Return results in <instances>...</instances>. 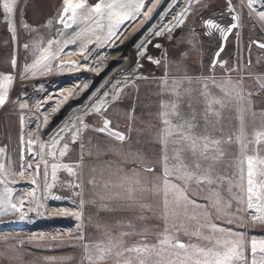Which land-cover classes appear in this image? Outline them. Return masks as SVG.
I'll return each mask as SVG.
<instances>
[{
	"label": "snow or ice",
	"instance_id": "6c2138e0",
	"mask_svg": "<svg viewBox=\"0 0 264 264\" xmlns=\"http://www.w3.org/2000/svg\"><path fill=\"white\" fill-rule=\"evenodd\" d=\"M2 2L4 19L9 22V29L15 33L14 17L22 8V0H0ZM183 0H177V3ZM259 4L262 10H257ZM200 9H207L209 4L205 0H187L186 7L178 14L177 23L167 31L171 34L173 28L183 25L189 14H195ZM241 9L247 8L250 19L259 22L264 27V0H240ZM87 8L86 3L73 4L72 0H63L58 13V22L64 28L77 25L85 17L79 16L78 10ZM144 0H98L88 8L95 14L94 23L99 24L107 20L109 36L116 34L115 30L130 18L135 19L142 13ZM227 10L233 21L227 28H222L214 19L202 20L203 25L209 29L219 30L224 37L241 27V12L236 11L232 0H227ZM51 23V21H49ZM255 23L253 27H255ZM27 28V23L24 22ZM190 38L187 40L188 50H179L173 59L167 55V50L162 53L160 59L148 60L157 66L163 65L164 75L160 78V98L153 113L148 112L143 120L145 127L135 128L137 102L134 101L125 116L129 123L124 130H118L113 121L105 118L103 124L97 130L109 137L107 145H97V157H115V160H105L101 169L102 187L108 194L97 195L95 200L87 201L90 205H96L99 211L116 212L132 210L139 213L137 219H157L162 222V227L145 228L140 231L141 239L128 243L127 237L138 230L131 221L127 227L131 232L121 231L113 234L110 231L103 232V238L89 244H85L86 259L88 264H264V239L251 241L245 239L242 232H233L231 229L219 226L217 220H226L228 224L234 221L243 222L242 215H234L233 211L242 214L251 210L250 220L253 223L264 224V157L259 156V145L264 144V125L261 130L254 131L252 138H247L246 115L255 117L257 102L252 97H260V116L264 117V73L256 74L258 83L256 91H246L244 77L233 80L231 73L237 71L239 66L227 67V61H220V51L215 54L209 68V74L193 75L187 67H182L190 53L198 50L199 37L196 30H190ZM62 34V33H61ZM157 31L154 35H162ZM83 35L78 32L76 38ZM76 39L67 41L75 43ZM49 56L54 59L56 53L50 51L53 40H49ZM150 43V41H146ZM256 46L264 50V42L252 40L249 48ZM25 48L28 45H24ZM161 48L162 45H155ZM62 51V50H61ZM44 57V61L49 60ZM15 67V58L11 61ZM260 64L261 60L258 59ZM41 61L32 65L35 69ZM217 66L225 68L226 79L217 80L215 69ZM251 55L245 68H251ZM175 68L176 71H170ZM28 66H25V71ZM249 76L253 73L249 72ZM9 85L13 77L4 78ZM139 79H149L139 77ZM154 79V77H153ZM119 84V82H117ZM216 91H213V90ZM121 89L117 88L116 94L110 99L118 101ZM8 93L5 92L3 83H0V104L3 103ZM23 93L14 102L13 107L24 108L26 105L19 103ZM107 97L108 93H104ZM138 101V98H137ZM110 106L109 100L98 101L94 106L95 112L106 110ZM234 110L238 128L235 132L227 131L225 121L226 111ZM22 123L24 117H19ZM87 129V125H83ZM63 131V130H62ZM72 142L80 135V130L73 128ZM62 139L57 134L48 145L55 147ZM115 142V145L111 143ZM29 144L34 141L29 139ZM249 144L256 154L250 155ZM236 146L239 156L236 157L235 167L238 169V184L233 181V176L228 173L231 163L229 149ZM41 150L45 147L41 145ZM83 149V145L81 146ZM67 143L63 145L60 156L65 155ZM8 145L0 146V184L7 186L8 177L15 175L13 166L6 160ZM55 157V153H51ZM89 157L92 153H88ZM246 160V174H245ZM83 156L81 157V164ZM47 166V161H45ZM23 167V165H21ZM28 168L32 165L28 164ZM64 167L70 173L73 168L69 165L52 164V179L56 178L57 168ZM37 173L40 166H36ZM96 169L93 168V172ZM105 173L107 178L105 179ZM22 174V173H21ZM75 174V173H73ZM36 183L35 180L32 181ZM93 187L97 186L95 176L88 181ZM80 188L74 193L81 197L79 207L81 211L74 215L78 220H83V208L86 201L82 198V186L80 183L70 185ZM51 190L53 185L48 184ZM234 188H238L241 195H235ZM11 189L6 187L5 193L0 194V214H13L19 212L17 205L12 202ZM53 199H61L56 196ZM233 201L236 207L233 210ZM112 203H118L122 207H111ZM147 213L148 215H145ZM23 218V217H22ZM97 222V228H106ZM82 225H77L78 231ZM207 231L209 234H205ZM154 233V239H149V233ZM195 238L206 242L207 246L198 243L184 242L181 236ZM4 239H7L6 237ZM79 239L83 240L82 232Z\"/></svg>",
	"mask_w": 264,
	"mask_h": 264
},
{
	"label": "rangeland",
	"instance_id": "374dc122",
	"mask_svg": "<svg viewBox=\"0 0 264 264\" xmlns=\"http://www.w3.org/2000/svg\"><path fill=\"white\" fill-rule=\"evenodd\" d=\"M25 1L26 6L20 9L21 15L18 17L23 28H20L19 20L18 26L15 27L19 31L18 37L23 41V46L19 48L22 55L19 60L20 68L18 71L14 70L15 67L11 63L12 59L15 58L16 33L10 31L9 24L4 19L5 14L2 2H0V75H11L14 80L11 87L6 85L4 88L7 90L5 92L8 93L6 101L8 106H11L23 93L24 95L19 100V103L25 105L26 99V102L32 100L31 102H34L33 105L28 102L29 108L42 109L47 105L48 96L53 97L58 93H62L61 91L63 90L61 95L64 103L61 112L45 115L39 124L44 132L43 139L37 140L36 161L37 165L43 166L41 175L38 174V176L43 179L45 187L48 184L53 185L51 190L48 187L46 188V211H52L56 208L65 209L62 212H69L70 214L79 213L81 211L79 207L81 197L75 196L74 193L81 191V189L70 186L77 183L82 186V198L86 203L83 208V220L78 222L76 219V222L73 221L76 223L73 226L76 227L79 224L82 225V228L79 231L76 229L71 235L62 232L63 237H57V239L62 238L60 240L15 241L13 243H11L12 241L0 240V264H88L84 245L102 239L104 231H110L114 235L121 231L131 232L132 229L126 226L131 221L132 225L138 230L127 237L128 243H132L141 239L139 232L145 228L163 226L162 222L157 219L143 221L137 219L139 213L136 211L102 212L98 210L96 205L87 203V201L97 198V195L94 194H108L100 187V172L105 160H115V157L111 156L97 157V145L110 143L109 137L97 130L101 127L98 125V121L105 118L110 119L118 127V130H124L129 123L125 112L136 101L137 119L133 126L137 129L144 128L146 125L143 120L147 117L148 112L154 113L156 111L160 99L157 96L160 90L158 85L160 84V78L164 75L163 65L157 66L150 62L148 57L160 59L162 53L167 50L168 57L173 59L179 50H188L187 40L191 35L190 30L194 28L199 37L198 50L190 53L182 67H187L193 75H208L212 60L222 46L223 34L219 30L206 28L202 20L211 18L216 20L221 27L227 28L233 22L230 18L231 15L235 13H230L227 10V0H205L209 4L207 9L201 10L200 5H195L194 8L198 11L195 14H189L185 23L173 28L171 34H169L167 29L177 23L176 18L186 7L187 0L179 3H177V0H144L142 13H146V15L140 14L135 19L130 18L125 21L115 30L116 34L114 36H109V29L107 31L102 29L99 32L97 38L93 41L91 59L83 61L79 78L75 79L67 87L62 85L66 79L64 59L71 52L67 53L65 49L66 43L63 42L76 39V34L80 30L76 28L77 25H73L67 31V28L60 24L58 28L53 30V24L58 22L57 8L62 0ZM72 1H74L73 4L76 3V0ZM232 4L236 7L237 12L242 13L241 27L234 30L230 35L224 51L219 56V60L227 61L228 68L238 65V70L231 73L232 79L238 80L244 77L245 90L256 91L258 83L254 77L256 74L264 73V50L254 45L249 48V45L252 40L264 42V27H261L259 22L249 18L247 8L241 9L240 0H232ZM256 8L257 10H262L259 4L256 5ZM24 22L27 23V28L24 27ZM254 23L255 27H253ZM157 31H161L163 34L154 35ZM82 36L84 37V34ZM49 40L54 41L50 49L51 52L56 53L54 59L49 56V52L45 51L48 48L47 42ZM146 41H150V43H146ZM157 44L162 45V47H155ZM24 45H28V47L25 48ZM249 52L252 66L246 69L245 66L249 62ZM45 56H49L48 61H44ZM258 59L261 60L260 64L257 63ZM36 61H41V64L33 69L32 65ZM26 65L28 66L27 71H25ZM170 71L174 72L176 69L172 68ZM249 72L253 73V75L249 76ZM215 75L217 80L227 78L225 68L220 66L215 69ZM141 76L149 79H139ZM30 80H36L38 89L26 94L22 82ZM117 88L121 89L120 99L112 101L110 98L116 94ZM17 90H20L19 94ZM213 91L216 90L214 89ZM104 93H108V96L105 97ZM105 99L109 100L110 106L106 110L102 109L100 112H95L93 106L98 101ZM252 99L257 102V107L255 108L257 115L255 117L250 114L246 115L247 138L249 140L252 138L254 131L261 130L262 125H264V117L259 115L261 112L260 97L254 96ZM20 116V114L10 109L2 110L0 113V146L8 145L6 160L12 164L13 172L16 173L9 176L13 179H19L24 174L27 162L30 164L32 159L29 143L25 142L23 122H20ZM225 116L229 118L225 121L226 130L235 132L238 128L236 112L234 110L226 111ZM32 121H35L36 125L39 123L36 118L24 120L26 126H29ZM83 125H87V129ZM73 128L80 130L79 138L75 142H72L73 133L71 130ZM57 134H61L62 139L55 147H49L48 145ZM65 143H67L68 148L65 155L60 156V151L64 150L63 145ZM111 143L115 145L114 141H111ZM41 145L45 146L43 150H41ZM82 145L84 146L83 149ZM25 146L26 151L23 152L22 150ZM248 147L250 149L248 154H256L251 150L253 148L251 144ZM229 151L232 153L230 160L233 166L227 171L233 176L234 183L238 184V169L235 167V163L236 157L239 156V151L235 145ZM53 152L55 157L51 155ZM89 152L92 153L91 157L88 155ZM258 154L264 157V144L259 145ZM82 156L83 163L80 167H77L78 164H81ZM45 161H47V166H45ZM54 163L69 165L73 168V173L75 174L70 173L64 167H60L57 168L56 178L53 180L51 165ZM244 167L246 174V160ZM93 168L96 169L95 172H93ZM93 176L97 180L96 187L88 183ZM106 178L107 174L105 173ZM6 187L8 189L11 188L8 185L0 184V191L5 193ZM233 192L235 195L242 194L238 188H234ZM56 196L61 197V199H53ZM110 206L122 207L118 203H112ZM235 207L236 203L233 201V210ZM233 214L242 215L243 222L239 220L234 221L232 224H228L226 220L214 222L221 227L231 229L233 232H242L248 241L253 238L256 240L264 239V224L253 223L250 220L251 210L242 214L233 211ZM145 215L148 214L145 213ZM98 221L107 227L98 229ZM81 232L83 240L79 239ZM205 234L209 233L205 231ZM37 238L50 239L51 236H41V233H38ZM33 239H36V237ZM149 239H154V233H149ZM180 239L186 243L191 242L207 246L206 242L195 238L190 239L182 235Z\"/></svg>",
	"mask_w": 264,
	"mask_h": 264
},
{
	"label": "bare ground",
	"instance_id": "6f19581e",
	"mask_svg": "<svg viewBox=\"0 0 264 264\" xmlns=\"http://www.w3.org/2000/svg\"><path fill=\"white\" fill-rule=\"evenodd\" d=\"M81 2L82 0H76L75 4L81 3ZM84 2L86 3L87 8L84 9L83 11L78 10L77 14L79 16L85 17V19L80 21L76 27L78 30H80V32L81 31L83 32L84 37L81 36L80 38H78V40L76 38V42L72 43V46L71 44H69L67 47H65L67 53L71 52L67 56H65L66 58L64 59V64H65L64 73H65L66 79L64 80V84L62 85H66L67 87L70 86L74 82L75 79L79 78L83 61H88L91 59V55H92L91 49L94 44L93 41H95L99 32H101L102 29H104L105 31L109 29L108 21L106 19L100 21L99 24L94 23L93 20L96 19V17L94 13H91L90 11H88V8H91L92 6H94L98 2V0L97 1L84 0ZM107 2H109V0H105V3ZM72 3H74V1H72ZM62 4H63V0L61 1V3L59 4L57 8L58 13L62 7ZM23 6H26L25 0L24 2H22V7ZM20 15H21V11L18 10L14 17V20H15V27H17L18 24L20 23V28L22 29L23 27L21 26V22L18 18ZM18 20H19V23H18ZM6 23L9 24L8 21H6ZM58 25H59V22H55L53 24V30L58 28L59 27ZM70 29L71 28H67L66 30L69 31ZM94 32L95 33L97 32V33L95 34ZM15 33L17 37L15 38V58L17 61L15 64L14 70L18 71L20 68L19 60L22 55L19 48L23 46L22 45L23 41L22 39L18 37L19 31L16 30ZM22 33H23V30H22ZM223 38H224V35H223ZM66 42L67 41H64L63 43H66ZM5 77H6L5 75H0V83H3L4 88L6 87V85L11 87L13 84L8 85L7 81L4 79ZM22 85L25 89L24 92L26 94L30 92H34V90L38 89L36 80L22 82ZM4 90L7 91L6 89ZM19 92L20 90H17L18 94ZM61 92L63 93V90ZM62 93L60 94L58 93L53 97L48 96V102H46L47 105H45L42 109L33 108L35 110L28 107V102L31 105H33L34 102L32 103L31 102L32 100L26 102L27 101L26 99L24 102L26 107L21 108V107H13V105L8 106L7 104L8 102L6 101L7 98H5L3 103L0 104V113L2 112V110L10 109V110H13V112H17L18 114L22 115L24 117V120L25 119L30 120L31 118H36L37 122L39 121L37 125L35 121H32V123L29 126H26L24 120H23L22 125H23L24 134H25V142L28 143L29 134L31 132H35L37 135V140L39 139L40 141L41 139H43V132H44L42 129V126L39 125L41 122V119L45 115L58 114L61 112V110L63 109V103H64L63 96L61 95ZM10 107H13V108H10ZM98 122H99L98 125L102 126L103 120L101 119ZM37 140H36L35 147L31 149L30 151L31 158H32L30 164H32L33 167L28 168L26 166L24 174L21 177H19V179H13V178L8 177L9 183L7 185L8 187H11L9 188L11 189V193H12L11 199H12V202L17 205L19 212H16L13 214H0V240L3 239L5 241H12L11 243L15 241L23 242V241H39V240L40 241H44V240L52 241V240H58V239L60 240L62 238L57 239V237H63L62 232H66L67 235H71L77 229V225L76 227L73 226L74 224H76L73 221L76 222V219H77L73 213L70 214L69 212H62L65 209L61 210V209H56V208L53 209L52 211L45 210V204L47 201V195H46L47 187L44 186L43 179L39 178L38 176V174L41 175V170H43L42 168L43 166L42 167L40 166L39 173H37L36 171ZM22 151L23 152L26 151V146L23 148ZM27 161H28V155H27ZM27 165H28V162H27ZM30 174H31V177H30ZM33 180L36 181L35 184L32 183ZM0 194H4V193L0 191ZM58 208H61V207H58ZM77 221L79 222L78 219ZM38 233H41V236H51V238L50 239L49 238H45V239L39 238L38 239L37 238ZM5 237L7 239H4ZM35 237L36 239H33Z\"/></svg>",
	"mask_w": 264,
	"mask_h": 264
},
{
	"label": "water",
	"instance_id": "95a60500",
	"mask_svg": "<svg viewBox=\"0 0 264 264\" xmlns=\"http://www.w3.org/2000/svg\"><path fill=\"white\" fill-rule=\"evenodd\" d=\"M233 31H234V30H233ZM232 33H233V32H232ZM232 33L228 34L227 37H224V38H223L222 46H221V47H223V51H224V49H225V47H226L227 40H228V38L230 37V35H231ZM220 49H221V48H220ZM220 49H219L218 51H220ZM218 51H217V52H218ZM223 51H222V52H223ZM222 52H220V55L222 54ZM29 139H31V140L34 141L33 144H29V148H30V149H33V148L35 147V145H36V140H37V135H36V133H35V132H31V133L29 134Z\"/></svg>",
	"mask_w": 264,
	"mask_h": 264
}]
</instances>
